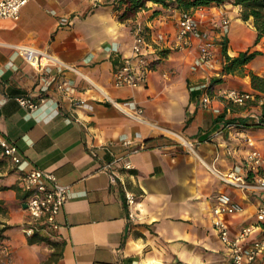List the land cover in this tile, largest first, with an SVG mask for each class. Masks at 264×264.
<instances>
[{
    "label": "crops",
    "instance_id": "0c3cea01",
    "mask_svg": "<svg viewBox=\"0 0 264 264\" xmlns=\"http://www.w3.org/2000/svg\"><path fill=\"white\" fill-rule=\"evenodd\" d=\"M203 8L205 29L213 13L228 15L227 55L260 51L239 72L217 76L206 107L201 91L191 86L216 76L207 69L192 70L189 50L167 45L150 50L152 68L143 86L112 83L115 65L130 52L131 25L144 27L148 39L157 31L173 36L177 9L147 4L133 18L120 21L110 0H28L18 19L0 18V135L16 145L23 159L20 169L2 156L0 201L11 209L22 193L19 180L30 168L52 172L68 188L56 218L58 228L49 234L47 245L40 240L45 232L28 242L20 226L27 221L20 199L21 212L10 218L19 226L4 238L11 264H43L54 250L51 264H230V253L212 228L211 207L223 191L242 207L225 217L230 234L255 225L245 244L264 237V221L255 220L264 195L232 187L218 176L237 168L247 175L243 160L250 147L243 135L250 136L264 156V125L257 123V117L264 116L261 104L237 106L220 94L236 88L262 96L251 87L248 72L264 75V37L254 42L252 20H241L238 5L212 3ZM164 15L165 21L159 22ZM62 16L72 24L58 25ZM16 43L45 48L77 71L51 67L37 72L9 46ZM111 45L118 52L109 51ZM214 53L220 68L223 54L217 40ZM59 80L68 82L66 95L56 89ZM41 94L45 101L33 111L16 101L20 95ZM109 98L128 103L129 109L141 107L146 122L127 116ZM164 129L181 134L194 150ZM123 137L131 143L123 144ZM124 154L130 169L115 161ZM125 190L136 195V218L129 216ZM250 264H264V252Z\"/></svg>",
    "mask_w": 264,
    "mask_h": 264
},
{
    "label": "built area",
    "instance_id": "2783aa9c",
    "mask_svg": "<svg viewBox=\"0 0 264 264\" xmlns=\"http://www.w3.org/2000/svg\"><path fill=\"white\" fill-rule=\"evenodd\" d=\"M28 0H0V18L16 20L19 17L20 9ZM205 17L203 6L192 8L188 11H178L175 18V32L173 36L166 32L157 31L152 34V39H148V31L139 23L134 22L131 25V44L129 54L123 55L115 65L112 83L116 87L138 88L143 86L147 80L148 73L152 68L149 58L150 50H159L165 45L175 50H189L193 54L190 63L192 70H210L214 76H220V68L217 65L214 53L215 40L220 43L227 37L230 30V19L223 11L212 14L209 19V29L202 28L201 20ZM166 16H161L159 22H164ZM72 19L62 16L58 25L70 26ZM13 51L18 54L23 61L37 72H48L51 67L61 71L67 68L77 71L75 67L68 66L60 61L53 53L45 48L32 45L30 43H16L9 45ZM111 52H118L115 45L107 47ZM51 79L40 88L42 92L46 91ZM210 80H203L191 86V89L201 91L202 106H208L210 102ZM56 89L66 95L69 91L68 82L59 80L56 83ZM221 96L228 102L237 106H246L251 102L262 104L264 98L256 97L255 93L236 88H227L221 91ZM17 103L28 111L35 110L45 101L43 94L36 98L29 95H20L16 97ZM110 103L123 111L127 116L139 122H146L142 118V108H127L128 103L116 101L109 98ZM133 105V102H132ZM134 106V105H133ZM257 123L264 125V116L257 117ZM159 128L158 126H154ZM171 134L177 141L193 151L194 147L190 141L181 134L175 133L169 129H164ZM243 139L250 147L243 160V166L247 170V175L242 176L238 173L240 168L232 170L226 174H218L219 178L226 184L260 193L264 195V156L254 146L253 139L248 135H243ZM125 145L131 143L129 138H121ZM0 146L2 154L7 157L17 168H21L23 159L20 156L16 145L0 135ZM136 151V149H133ZM228 152H230L228 150ZM115 161H120L124 169H130L131 164L128 161L127 154L118 156ZM19 188L24 194L22 202L26 204L24 210L27 215V222L23 226V232L31 236L38 230L53 232L58 228L57 215L61 212L68 198V188L56 181L55 175L50 171L40 168H30L19 180ZM125 203L129 208L130 218H136V195L129 191H124ZM134 210V211H133ZM242 211L241 205L234 200L228 192H219L214 199L211 207L212 228L216 232L220 242L230 253V264H250L255 258L264 252V237L255 240L252 244L246 245V239L254 231V226L247 225L242 227L234 236L229 232V226L225 219L226 216H233ZM256 224L264 221V202L256 210Z\"/></svg>",
    "mask_w": 264,
    "mask_h": 264
},
{
    "label": "trees",
    "instance_id": "16d2710c",
    "mask_svg": "<svg viewBox=\"0 0 264 264\" xmlns=\"http://www.w3.org/2000/svg\"><path fill=\"white\" fill-rule=\"evenodd\" d=\"M152 2L153 4L159 5L163 8H174L178 11H188L192 8L198 6H206L212 3L224 4L230 3L235 6L240 7L239 17L243 21L248 19L252 20V25L256 32L255 43L262 37H264V0H110L112 4V10L116 12L117 18L120 21L133 18L138 11L147 8V3ZM157 10H154L156 12ZM221 49L223 54V63L220 67V75L230 74L234 72H239L242 70L245 64L252 60L256 55L260 54L258 50L240 51L235 56H229L226 54V38L221 42ZM250 78L251 87L256 90L259 94H255L256 97H264V75H257L251 71L248 72ZM220 80L219 77H214L210 80V85L214 82ZM262 115H264V102L261 104ZM0 162L4 161L2 156V148L0 146ZM20 189V188H19ZM17 197L23 199L24 194L18 193ZM1 202V201H0ZM3 209L0 207V211ZM36 233L28 237V242L32 243L34 241L33 236ZM56 245V242H52ZM57 253L55 250L51 253L48 259L43 264H49L53 260V255Z\"/></svg>",
    "mask_w": 264,
    "mask_h": 264
},
{
    "label": "rangeland",
    "instance_id": "374dc122",
    "mask_svg": "<svg viewBox=\"0 0 264 264\" xmlns=\"http://www.w3.org/2000/svg\"><path fill=\"white\" fill-rule=\"evenodd\" d=\"M147 4L154 5L152 2H148ZM154 7H157V6H154ZM159 9L161 10V8ZM19 201H20V198H17L13 202L11 209H9L6 205H4L2 201L0 202V207L3 209L2 211H0V264H11L12 263V252L10 251V247L5 243L4 238L6 236V233L9 230H11L13 227L19 226L16 224L15 221L10 220L11 215L13 213L21 212ZM24 216H25L24 220H26L27 215L25 214ZM26 222H24L23 225H20L22 231H23V226L26 224ZM40 232L46 233L44 234V236L43 235L40 236V240H42V242L46 245L49 244V242L51 241L49 234L51 232L45 231V230H38L35 233L39 234Z\"/></svg>",
    "mask_w": 264,
    "mask_h": 264
},
{
    "label": "water",
    "instance_id": "95a60500",
    "mask_svg": "<svg viewBox=\"0 0 264 264\" xmlns=\"http://www.w3.org/2000/svg\"><path fill=\"white\" fill-rule=\"evenodd\" d=\"M21 206L22 208H25L26 204L23 202Z\"/></svg>",
    "mask_w": 264,
    "mask_h": 264
}]
</instances>
